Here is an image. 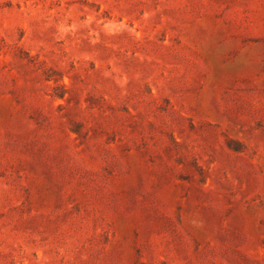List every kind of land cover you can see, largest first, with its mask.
<instances>
[{"label": "rangeland", "instance_id": "obj_1", "mask_svg": "<svg viewBox=\"0 0 264 264\" xmlns=\"http://www.w3.org/2000/svg\"><path fill=\"white\" fill-rule=\"evenodd\" d=\"M0 264H264V0H0Z\"/></svg>", "mask_w": 264, "mask_h": 264}]
</instances>
